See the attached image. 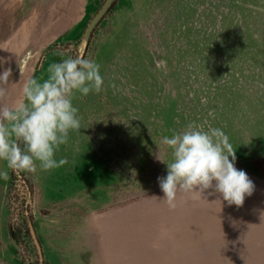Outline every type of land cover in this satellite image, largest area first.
<instances>
[{
  "label": "rangeland",
  "instance_id": "rangeland-1",
  "mask_svg": "<svg viewBox=\"0 0 264 264\" xmlns=\"http://www.w3.org/2000/svg\"><path fill=\"white\" fill-rule=\"evenodd\" d=\"M105 1L0 0L5 103L82 53ZM84 58L104 85L73 99L82 128L55 153L68 162L32 173L0 160V264H264V0H116ZM190 123L229 137L254 184L242 206L211 190L162 200V138Z\"/></svg>",
  "mask_w": 264,
  "mask_h": 264
},
{
  "label": "clouds",
  "instance_id": "clouds-1",
  "mask_svg": "<svg viewBox=\"0 0 264 264\" xmlns=\"http://www.w3.org/2000/svg\"><path fill=\"white\" fill-rule=\"evenodd\" d=\"M165 63L157 61V66ZM100 67L96 61L79 56L51 63L47 79L28 78L23 83V99L13 106L5 103L12 69L0 72V160L8 169L35 173L37 162L42 171L68 162L66 158L57 161L55 153L68 142L70 131L82 128L73 99L76 93L87 96L102 91ZM161 143L172 149L167 176L158 178L162 200L170 208L176 207L178 193L202 196L211 190L209 196L218 193L228 205L236 206L252 195L254 184L244 170L235 167V149L221 128L209 126L205 130L203 125L190 123L171 138L163 137ZM0 179L8 180V171H0Z\"/></svg>",
  "mask_w": 264,
  "mask_h": 264
},
{
  "label": "water",
  "instance_id": "water-1",
  "mask_svg": "<svg viewBox=\"0 0 264 264\" xmlns=\"http://www.w3.org/2000/svg\"><path fill=\"white\" fill-rule=\"evenodd\" d=\"M116 2V0H106L105 3L102 5V7L99 9V11L95 14V16L92 18L88 26L86 27V30L83 35V48L84 50L82 53L79 55V57L84 58L85 55V50L88 47L90 38L93 34V31L95 30L96 26L100 23V21L104 18L106 13L111 9L113 4ZM21 148H23V144L21 143L20 145ZM19 172L18 170H16Z\"/></svg>",
  "mask_w": 264,
  "mask_h": 264
}]
</instances>
